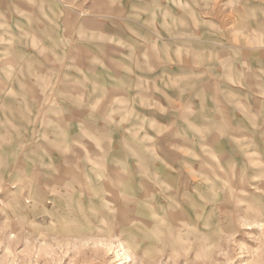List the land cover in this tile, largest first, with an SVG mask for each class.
<instances>
[{
    "label": "rangeland",
    "instance_id": "374dc122",
    "mask_svg": "<svg viewBox=\"0 0 264 264\" xmlns=\"http://www.w3.org/2000/svg\"><path fill=\"white\" fill-rule=\"evenodd\" d=\"M124 249L264 264V0H0V264Z\"/></svg>",
    "mask_w": 264,
    "mask_h": 264
},
{
    "label": "bare ground",
    "instance_id": "6f19581e",
    "mask_svg": "<svg viewBox=\"0 0 264 264\" xmlns=\"http://www.w3.org/2000/svg\"><path fill=\"white\" fill-rule=\"evenodd\" d=\"M55 173H62V172H67V171H70L69 169L67 170V169H65V168H62V167H55V169H52ZM147 226L149 227V224L147 223ZM123 248V247H122ZM117 252H118V250H117ZM124 252V253H123ZM122 253L124 254V256H125V262H123V264H125L126 262H127V260L130 258V255L128 254V252L124 249V251H123ZM122 254V255H123ZM116 255H117V253H116ZM120 255V254H119ZM117 257V256H116ZM120 257V256H119ZM119 260V259H118ZM121 263V262H120Z\"/></svg>",
    "mask_w": 264,
    "mask_h": 264
},
{
    "label": "crops",
    "instance_id": "0c3cea01",
    "mask_svg": "<svg viewBox=\"0 0 264 264\" xmlns=\"http://www.w3.org/2000/svg\"><path fill=\"white\" fill-rule=\"evenodd\" d=\"M60 167H62V166H60ZM62 168H65V167H62ZM65 169H69V168H65ZM70 170V169H69ZM63 173V172H62ZM66 175H68L69 173H70V171H67V172H64ZM72 176H74V174L72 175ZM72 176H70L69 175V177L72 179V178H75V177H72Z\"/></svg>",
    "mask_w": 264,
    "mask_h": 264
}]
</instances>
